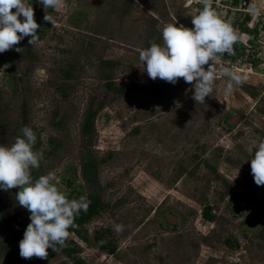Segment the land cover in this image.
<instances>
[{"label":"rangeland","instance_id":"1","mask_svg":"<svg viewBox=\"0 0 264 264\" xmlns=\"http://www.w3.org/2000/svg\"><path fill=\"white\" fill-rule=\"evenodd\" d=\"M26 2L41 26L37 34L45 33L36 45L25 37L15 46L21 52L0 53V145L10 147L25 126L36 128L45 152L33 180L53 173L70 199L63 175L76 170L74 187L101 196L105 208L87 228L91 237L110 228L118 248L108 254L71 233L82 264H264V186L250 166L264 141V0H216L218 17L239 34L227 66L247 80L225 95L219 69L226 61L218 59L216 87L204 104L183 78L153 81L139 60L140 50L162 44L167 24L194 27L203 0H63L46 10ZM106 76L138 89L118 95ZM91 102L102 108L85 134ZM87 161L94 183L82 171ZM18 191L0 189V264L11 250L17 264H75L61 250L46 260L20 257L31 221ZM206 204L214 221L202 216Z\"/></svg>","mask_w":264,"mask_h":264},{"label":"clouds","instance_id":"2","mask_svg":"<svg viewBox=\"0 0 264 264\" xmlns=\"http://www.w3.org/2000/svg\"><path fill=\"white\" fill-rule=\"evenodd\" d=\"M38 2L46 10L60 7L63 0ZM212 3L213 0H203L202 11L192 18L194 27L169 23L162 30V44L152 42L150 47L139 52L143 71L150 79L159 78L175 85L183 78L185 83L192 85V99L196 104H204L206 97H212L216 87L217 61L225 54L234 55V46L239 42L237 31L218 17ZM44 20L54 23L53 17L47 13ZM40 27L35 20L34 8L26 0H0V53L12 50L25 37H30V45H36L40 39L37 34ZM15 50L21 52L22 49L15 47ZM228 63L226 61L225 67L219 69L227 77L223 89L225 95H231L247 80L246 76L232 72ZM181 106L180 102H175L176 108ZM21 131L22 137H17L10 147L0 145V189L19 188L16 201L30 213L31 222L19 242L20 257L46 260L48 249L56 252L58 246H66L70 229L78 227L76 218L88 210L91 201L85 196L69 199L58 188L53 173L33 180L32 170L40 167L43 153L34 150L36 133L28 126ZM250 166L255 184L264 186V141L256 147ZM123 230L122 224L115 226L117 233Z\"/></svg>","mask_w":264,"mask_h":264},{"label":"trees","instance_id":"3","mask_svg":"<svg viewBox=\"0 0 264 264\" xmlns=\"http://www.w3.org/2000/svg\"><path fill=\"white\" fill-rule=\"evenodd\" d=\"M201 6L204 7L203 4H201ZM212 8L214 9L215 12L217 11L216 0H213ZM44 33H45L44 30L41 31V33L39 34L40 38L44 36ZM26 38L27 40L30 39V37H26ZM234 49H235L234 55L228 56L227 54H225V56L221 60L233 61L235 59L236 46H234ZM106 63L111 64L112 61L109 60V61H106ZM1 65H2V59H0V66ZM66 75L70 76L69 73H66ZM106 87L109 91L114 92L121 96L126 95L138 89V86L133 84L132 82L118 83L111 76L107 77ZM101 108H102V105L95 108L93 102L89 104L86 110L85 119L82 125L83 133L90 134L94 130L95 118H96L98 111ZM32 130L36 133V137H37L34 150L44 153L45 151H43L41 148L42 145H41L40 133L37 132L36 128H32ZM92 168H94V166L92 165L90 161H87L82 165L83 174L89 183L96 182V173L91 171ZM76 174H77L76 170H74V172L67 179H65V176L63 175L66 185L69 187H72V190L70 192V199H79L81 196H85L87 197L89 201H91V203L88 207V210L86 212L82 211L80 215L76 218L75 223L78 225V227L74 229H70V233H73L74 235H76L87 245L97 246V248H99L100 250L108 254H115L117 251L118 245H117L116 240L112 236V232L110 228L95 229L93 231L92 237L90 236L89 230L87 228V224H89L97 215H99V213H101V211L105 208V203L103 199L101 198V196L97 194L95 191H90L86 195L83 192V190L78 189L77 187H74ZM234 195L236 198H239V199H243L245 197L243 193H234ZM202 216L208 221L215 220L216 216H215V213H213L212 205L206 204L204 206L202 210ZM70 245H73V246H70ZM58 250H61L67 257L71 258L75 264H82V259L77 256V254L81 250V246L76 240L70 238V236L66 242V246L62 248L58 246ZM48 253L49 255H51L55 252L50 248L48 249ZM17 257H18L17 252L15 250H11L8 256L6 257L4 264H17Z\"/></svg>","mask_w":264,"mask_h":264}]
</instances>
